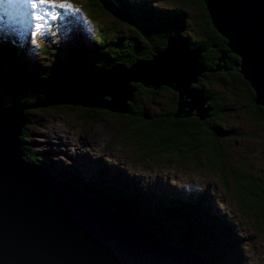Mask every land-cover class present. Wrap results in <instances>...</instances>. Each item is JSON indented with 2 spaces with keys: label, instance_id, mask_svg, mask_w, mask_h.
I'll return each instance as SVG.
<instances>
[{
  "label": "rangeland",
  "instance_id": "374dc122",
  "mask_svg": "<svg viewBox=\"0 0 264 264\" xmlns=\"http://www.w3.org/2000/svg\"><path fill=\"white\" fill-rule=\"evenodd\" d=\"M149 1L157 8L180 5L174 0ZM188 11L191 15L187 24L193 33L198 8L192 6ZM128 31L133 32L103 10H91L84 0H3L0 4V34L17 38L14 44L22 43L23 56L38 66L50 62L56 53L52 45L73 43L70 39L91 44L93 34L113 36ZM213 78L211 83H202L216 91L226 107L212 119L220 144L221 168L219 161L210 159L213 151L208 150L210 142L203 138L194 156L190 144L178 143L146 157L144 137L138 142L125 139L129 136L125 113L114 116L90 112L96 114L93 119L84 115L83 108L71 104L66 109L32 108L25 112L22 132L26 145L61 180L68 181L75 173L73 177L95 176L99 171L127 184L134 193L148 195L151 204H163L170 198L196 203L199 212L189 232L191 243L213 255L221 251L218 264H264V215L254 218L253 213L261 210L246 208L250 205L244 203L238 186L244 183L243 176H250L264 188V119L240 89L228 87L225 76L216 73ZM170 98L169 90H161L154 100L140 95L138 103H143L148 113L157 114L170 107ZM79 179L77 183L82 182ZM182 223L183 229L190 227L189 221Z\"/></svg>",
  "mask_w": 264,
  "mask_h": 264
},
{
  "label": "water",
  "instance_id": "95a60500",
  "mask_svg": "<svg viewBox=\"0 0 264 264\" xmlns=\"http://www.w3.org/2000/svg\"><path fill=\"white\" fill-rule=\"evenodd\" d=\"M226 38L211 66L198 46L168 35L162 48L128 65L115 63L74 78L29 103L0 104V264H208L187 243L174 244L139 224L126 206L107 207L43 164L23 157L19 135L27 107L65 103L128 112L133 82L176 93L171 116L210 115L209 97L195 83L204 70L226 71L227 52L264 112V10L258 0H203ZM232 67V68H233Z\"/></svg>",
  "mask_w": 264,
  "mask_h": 264
},
{
  "label": "trees",
  "instance_id": "16d2710c",
  "mask_svg": "<svg viewBox=\"0 0 264 264\" xmlns=\"http://www.w3.org/2000/svg\"><path fill=\"white\" fill-rule=\"evenodd\" d=\"M84 1L91 10H96L97 8L103 10L117 20L122 21L133 32H115L113 36L93 34L90 36L91 44L70 39L73 43L52 45L51 48L55 49L56 53L52 55L50 62L46 66H38L30 57H24L21 50L22 43L17 44L21 45L20 47L14 44L17 38H8L0 34V104H8L14 100L29 103L44 97L49 91L69 83L74 78L94 69L111 66L115 63L128 65L135 59L148 58L156 50L163 47L165 38L168 35L174 36L189 48L198 46L201 60L205 66L213 65L218 50L225 48L226 38L212 25L203 0H174L178 1L180 5L168 8L152 6L149 0ZM258 1L264 10V0ZM192 6L198 8V14L194 16L193 24L195 28L193 33L190 31L191 26L187 24L191 15L188 10ZM48 9L49 11L52 10L51 7ZM74 44L76 45L73 47ZM14 45L17 46L16 50H14ZM66 45L69 48L65 49ZM237 60L238 56L235 53L227 52L225 64L231 69L221 72L204 70L199 76L195 84L209 97L208 104L211 107L210 115L201 120L192 115L186 117L171 116L175 107L176 93L170 87L160 85L156 88H150L138 82H133L132 98L127 102L129 111L125 112V115L128 116L125 121V131L129 129V136L125 137V139L128 138L127 140L130 142H138L140 137H144L145 145L147 146V149H144V156L151 157L162 151L160 149L166 145L173 144L174 148L178 143L179 145L190 144L191 149L189 150L193 151H190V154L194 156L197 154L196 149L199 140L203 138L204 142L211 143V145L209 143L208 149L213 151L210 154V159L215 158L219 161L220 166L218 167L221 168V154H219L217 148L220 144L212 128V119L219 116V113L225 110L226 107L219 102L220 97L216 91L203 85L202 82L211 83L214 80L213 75L216 73L225 76L228 87L240 89L248 103L256 108L258 116L264 119L262 108L252 100L253 91L251 87L237 72L236 67L232 65ZM161 90H169L171 92L170 107L157 114L148 113L143 103H138L139 96L145 95L149 99H155L158 91ZM71 105L83 108L82 112L84 115H89L93 119H95L96 114L90 112L112 114L114 116L122 114V112L102 107ZM55 107L66 109L69 106L68 103H57L27 107L22 110V113L24 115L25 112L32 108L45 109ZM202 134L204 135L201 136ZM191 141L195 142L191 144ZM27 142L26 135L23 134L21 128L19 145L23 152V157L27 160L41 163L35 156V152L28 149ZM173 148L172 150H174ZM222 163H224L223 153ZM43 165L48 169L45 164ZM101 170L105 169L102 168ZM73 176H76V173L69 179L71 182L77 184L83 192L90 193L94 198L104 202L107 207L126 206L134 213L141 226L150 228L152 231L161 234L163 239L174 244L187 243L191 248H193V245L196 247L195 249L193 248L195 251L207 256L208 264L219 263L221 251L218 256L213 255L189 240V232L193 228L195 221L198 220L197 213L199 208L196 203H184L182 201L179 202V198H170L169 202L166 201L163 204H151L148 200L150 198L148 195L142 196L137 192L134 193L128 189L127 184L124 185L99 171L95 176L87 175L84 178L81 175ZM78 177L82 182L77 183ZM243 179L244 183H238V186H240V196L244 203L250 205V207L246 208L261 210V213L254 214L253 211L252 213L256 219L258 214L263 217L264 188L259 186L257 179L250 178V176H243ZM182 221H189L190 227L183 229ZM181 234L185 237L181 236Z\"/></svg>",
  "mask_w": 264,
  "mask_h": 264
},
{
  "label": "snow or ice",
  "instance_id": "6c2138e0",
  "mask_svg": "<svg viewBox=\"0 0 264 264\" xmlns=\"http://www.w3.org/2000/svg\"><path fill=\"white\" fill-rule=\"evenodd\" d=\"M41 3H48L50 2V0H40ZM69 7H71V5H69Z\"/></svg>",
  "mask_w": 264,
  "mask_h": 264
},
{
  "label": "flooded vegetation",
  "instance_id": "af4514ba",
  "mask_svg": "<svg viewBox=\"0 0 264 264\" xmlns=\"http://www.w3.org/2000/svg\"><path fill=\"white\" fill-rule=\"evenodd\" d=\"M221 72V71H220Z\"/></svg>",
  "mask_w": 264,
  "mask_h": 264
}]
</instances>
